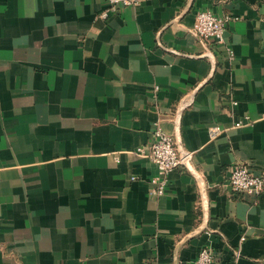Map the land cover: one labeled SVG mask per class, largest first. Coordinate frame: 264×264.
Listing matches in <instances>:
<instances>
[{"label":"crops","instance_id":"1","mask_svg":"<svg viewBox=\"0 0 264 264\" xmlns=\"http://www.w3.org/2000/svg\"><path fill=\"white\" fill-rule=\"evenodd\" d=\"M105 8L0 0V264H264V193L228 182L264 176V0ZM202 9L232 16L223 44ZM156 126L182 158L160 196Z\"/></svg>","mask_w":264,"mask_h":264},{"label":"built area","instance_id":"2","mask_svg":"<svg viewBox=\"0 0 264 264\" xmlns=\"http://www.w3.org/2000/svg\"><path fill=\"white\" fill-rule=\"evenodd\" d=\"M139 1L106 0V8L100 13V16L104 18L110 13L116 12L119 7L131 6ZM231 19L232 16L228 14L220 16L202 9L195 14L194 30L203 41L223 44L224 32ZM228 51L229 56L232 57V51ZM241 123L238 121L236 125ZM145 148V154L157 170V174L150 181L149 191L155 196H160L165 192L168 174L182 164V158L174 137L160 126L153 129ZM228 182L232 192L237 194L255 198L264 193V176L255 173L242 163H235L231 166ZM195 264H216L210 248L204 246L200 249Z\"/></svg>","mask_w":264,"mask_h":264}]
</instances>
